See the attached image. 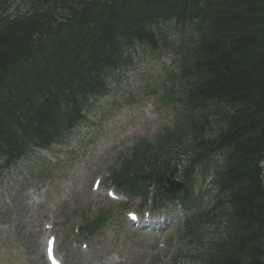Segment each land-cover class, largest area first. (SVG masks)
I'll return each mask as SVG.
<instances>
[{"label": "trees", "instance_id": "16d2710c", "mask_svg": "<svg viewBox=\"0 0 264 264\" xmlns=\"http://www.w3.org/2000/svg\"><path fill=\"white\" fill-rule=\"evenodd\" d=\"M13 1L0 0V167L1 157L12 161L32 140L58 139L104 89L121 49L134 40L156 47L152 21L175 19L190 37L184 55L206 77L191 99L237 106L214 145L178 148L191 151L192 172L212 151L226 150L220 186L230 193L231 222L218 252L240 245L221 264H264V0H18L24 11L10 17ZM140 153L136 147L132 171L115 175L119 185L160 184L164 172L153 168L168 163ZM135 171L143 178L133 181Z\"/></svg>", "mask_w": 264, "mask_h": 264}, {"label": "rangeland", "instance_id": "374dc122", "mask_svg": "<svg viewBox=\"0 0 264 264\" xmlns=\"http://www.w3.org/2000/svg\"><path fill=\"white\" fill-rule=\"evenodd\" d=\"M170 35L166 40L167 48L172 47ZM171 60L173 56L165 54L158 62L139 61L137 65L128 70V73L127 71L126 74L123 73L124 75L122 74L119 80L113 81L109 92L98 101V109L93 108L89 111V122H87L89 124L77 126L74 135L72 134V138L63 147V151L54 156L56 160L65 158L67 164L62 161L55 170L42 176L40 171L36 172L35 164L31 165L27 158H23L22 163H29L31 167L30 174H22V167L17 168L14 173L8 171L5 173V176L0 179L5 181L4 186L0 187V193L7 195L12 192L13 188L14 191L11 204L5 206L0 202V253L6 250L5 255H0V264H45L42 258L43 246L40 244L36 254L26 253L25 243L28 238H34V241L39 238L41 229L45 228L47 223L53 225L51 230L50 228L47 230L57 236L58 249L64 256L66 264H94L101 260L103 261L101 264H109L116 259V254L120 262L124 260V256L126 257L127 261L123 264H164L166 260H169L173 251L175 249L177 251V236H175L166 252L168 256L163 260L160 254L157 255L159 239L153 237L148 239L145 235L134 232L123 213L116 215L104 228L95 232L96 234L91 237H80L73 231L81 218L94 214L100 207L115 204L111 201H117L92 191L91 177L93 179V177L100 176L103 179V185L109 187L108 171L111 166L114 164L119 166L124 157H130V148L137 140L151 137L162 126L172 121L174 111L170 106H164L156 94L151 95L153 90L157 91L160 88L161 79L158 78L155 87L152 81L146 83L142 79L147 67L153 63L155 67H162ZM139 77L141 82H135ZM184 84L189 86L188 81ZM181 90L185 95V88H178L179 92ZM146 103L154 105L151 118H147L142 113V107ZM192 113H196L200 122H204L201 114L204 118L207 117L205 123L209 127L208 133L217 127L216 109H199L193 110ZM71 148H73V153H65L64 150L69 151ZM35 159L39 157L36 156ZM24 177L26 181L20 186L22 189H26L33 179L39 184L49 185V189L44 191L43 186H34L30 193L23 192L27 194L29 204L33 202L35 195L39 196L42 201L39 205H33L27 214L20 216L19 225L17 219L12 222L16 215L13 209L24 194H17L15 188L20 185ZM201 182L200 177V185H202ZM205 188L206 186L202 185L197 190H203L202 205L206 201ZM15 193L19 197L17 200ZM39 212L43 214L42 217ZM43 220L47 222L41 224ZM44 239L45 237H43V242ZM74 241H76L77 248L73 246ZM82 243L88 244L87 253L81 252ZM190 250L192 247L180 241L178 249L180 254H189ZM109 258H111L110 261ZM180 264L191 263L184 258Z\"/></svg>", "mask_w": 264, "mask_h": 264}, {"label": "bare ground", "instance_id": "6f19581e", "mask_svg": "<svg viewBox=\"0 0 264 264\" xmlns=\"http://www.w3.org/2000/svg\"><path fill=\"white\" fill-rule=\"evenodd\" d=\"M24 198L18 200L17 204L14 206L13 211L16 212L17 216L12 220L14 222L16 219L18 220V224L20 225V216H24L27 214L29 209L23 204ZM40 246V242L38 238L34 241V238L27 239L25 243V252L26 253H34L36 254Z\"/></svg>", "mask_w": 264, "mask_h": 264}]
</instances>
